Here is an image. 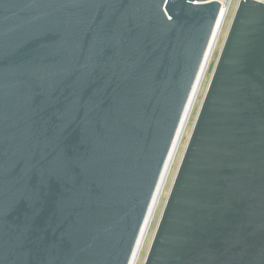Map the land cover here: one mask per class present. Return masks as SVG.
Returning a JSON list of instances; mask_svg holds the SVG:
<instances>
[{"label": "water", "instance_id": "95a60500", "mask_svg": "<svg viewBox=\"0 0 264 264\" xmlns=\"http://www.w3.org/2000/svg\"><path fill=\"white\" fill-rule=\"evenodd\" d=\"M212 1L0 0V264H131ZM229 25L144 264H264V3Z\"/></svg>", "mask_w": 264, "mask_h": 264}, {"label": "bare ground", "instance_id": "6f19581e", "mask_svg": "<svg viewBox=\"0 0 264 264\" xmlns=\"http://www.w3.org/2000/svg\"><path fill=\"white\" fill-rule=\"evenodd\" d=\"M225 27L226 26H224L223 19L220 16L218 26H217V30L215 32L216 35H215L214 43H213V45L209 51L208 58L206 60V64H205V66H204V68H203V70L199 76V79L195 85L194 91H193L191 98L189 100L188 106H187L185 114L183 116V120H182L180 127H179V130L177 132L175 142L173 144L169 158H168L166 165H165V168L163 170L161 181L158 185V188H157V191L155 193V197L153 199V202L151 204L147 219H146L145 224L143 226V229L141 231V234H140V237H139V240H138V243H137V246H136L132 261H131V264H139V262L141 260L143 250L146 246L149 234L151 232V228L153 226V223L155 221L156 215H157L158 210L160 208L162 199L164 197L165 191L167 189L169 180H170L171 175L173 173V169L175 167V163L177 161L180 150L182 148L184 138L187 134L188 127H189L191 118L193 116L196 104L198 102V98H199V95L201 93L206 75L208 73V70H209L210 64L212 62L214 53H215L216 48L219 44L220 38L223 35V31H224Z\"/></svg>", "mask_w": 264, "mask_h": 264}, {"label": "rangeland", "instance_id": "374dc122", "mask_svg": "<svg viewBox=\"0 0 264 264\" xmlns=\"http://www.w3.org/2000/svg\"><path fill=\"white\" fill-rule=\"evenodd\" d=\"M238 0H235L234 1V6H233V9L230 13V18L228 19L227 21V25L223 31V35L221 36L220 38V41H219V44L216 48V51L214 53V56H213V59H212V62L210 64V67H209V70H208V73L206 75V78H205V81H204V84H203V87H202V90H201V93L199 95V98H198V102L196 104V107H195V110H194V113H193V116L191 118V121H190V124H189V127H188V131H187V134L184 138V141H183V144H182V148L180 150V153H179V156L177 158V161L175 163V167L173 169V173L171 175V178L169 180V183H168V186H167V189L165 191V194H164V197L162 199V202H161V205H160V208L158 210V213L156 215V218H155V221L153 223V226L151 228V232L149 234V237H148V240H147V243H146V246L143 250V254H142V257H141V260L139 262V264H144L145 263V260L147 258V255H148V252L150 250V247H151V244H152V241L154 239V236H155V233L157 231V228L159 226V223H160V220H161V217H162V214H163V211H164V208H165V205L167 203V200H168V197H169V194H170V191L172 189V186H173V183H174V180L176 178V175H177V172L179 170V167H180V164L182 162V159H183V156H184V153L186 151V148H187V145H188V142H189V139L191 137V134H192V131L194 129V126H195V122H196V119L198 117V114L200 112V109H201V106H202V103L204 101V98H205V95H206V92L208 90V87H209V84H210V81H211V78H212V74H213V71H214V68H215V65H216V62H217V59H218V56H219V53H220V50H221V47L223 45V41L226 37V34H227V31H228V28H229V24H230V21L232 19V15H233V12L235 10V5L237 3Z\"/></svg>", "mask_w": 264, "mask_h": 264}, {"label": "built area", "instance_id": "2783aa9c", "mask_svg": "<svg viewBox=\"0 0 264 264\" xmlns=\"http://www.w3.org/2000/svg\"><path fill=\"white\" fill-rule=\"evenodd\" d=\"M234 1L235 0H213L212 2H216V3H218L219 5H220V16L222 17V19H223V22H224V26H226L227 25V21H228V19L230 18V13H231V11H232V9H233V6H234ZM241 0H238L237 1V3H236V5H235V10H234V12H233V15H234V13H235V11H236V8H237V6H238V4H239V2H240ZM256 1H259V2H262V3H264V0H256ZM233 15H232V17H233ZM232 20V19H231ZM231 22V21H230Z\"/></svg>", "mask_w": 264, "mask_h": 264}]
</instances>
